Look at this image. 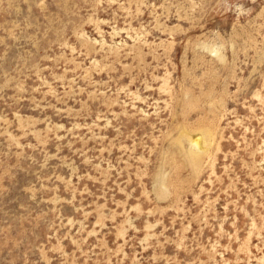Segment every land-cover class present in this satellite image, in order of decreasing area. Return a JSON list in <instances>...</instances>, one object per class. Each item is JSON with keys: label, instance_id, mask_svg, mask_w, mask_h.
<instances>
[{"label": "rangeland", "instance_id": "rangeland-1", "mask_svg": "<svg viewBox=\"0 0 264 264\" xmlns=\"http://www.w3.org/2000/svg\"><path fill=\"white\" fill-rule=\"evenodd\" d=\"M0 264H264V0H0Z\"/></svg>", "mask_w": 264, "mask_h": 264}]
</instances>
